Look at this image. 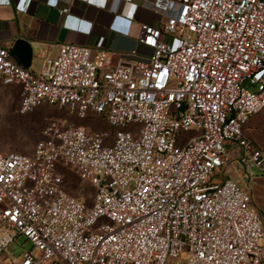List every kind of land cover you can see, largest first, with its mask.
<instances>
[{
    "label": "built area",
    "instance_id": "2783aa9c",
    "mask_svg": "<svg viewBox=\"0 0 264 264\" xmlns=\"http://www.w3.org/2000/svg\"><path fill=\"white\" fill-rule=\"evenodd\" d=\"M178 3L167 14L168 0H149L161 17L140 24L144 58L66 42L33 70L0 41V78L19 84L21 113L57 105L111 127L53 118L32 155L0 150V264H262L251 181L264 149L243 128L264 109V0ZM135 9L112 26L128 32ZM230 163L244 180L216 178ZM57 164L94 186L91 205L63 188ZM15 234L31 246L12 259Z\"/></svg>",
    "mask_w": 264,
    "mask_h": 264
},
{
    "label": "crops",
    "instance_id": "0c3cea01",
    "mask_svg": "<svg viewBox=\"0 0 264 264\" xmlns=\"http://www.w3.org/2000/svg\"><path fill=\"white\" fill-rule=\"evenodd\" d=\"M148 2L149 0H7L0 3V41L10 47L18 37L28 40L33 49L29 65L33 70L41 67L44 58H54L60 46L66 42L91 47L101 43L106 48L123 53L136 49L135 55L125 53V58H144L150 54L151 48L138 39L140 24L156 23L161 17L160 13L149 7ZM160 4L161 0H158V6ZM135 6L128 32L115 29L112 26L114 16L120 14L130 18ZM63 7H68V10L62 11ZM178 7V0H168L167 14H176ZM73 21L88 23L90 30L84 31L71 26L69 22ZM14 85L19 86L17 83ZM229 165L216 178L221 180L229 176L244 180L237 166L233 163ZM251 184L254 185L251 186V203L261 209L264 223V175H255Z\"/></svg>",
    "mask_w": 264,
    "mask_h": 264
},
{
    "label": "rangeland",
    "instance_id": "374dc122",
    "mask_svg": "<svg viewBox=\"0 0 264 264\" xmlns=\"http://www.w3.org/2000/svg\"><path fill=\"white\" fill-rule=\"evenodd\" d=\"M19 101V86L14 84L6 85L0 80V150L32 155L35 143L39 139L46 137L43 132L44 127L53 118H66L70 122L89 128H111L100 116L89 114L85 118H80L75 115H69L57 105H39L31 112L21 113L18 110ZM243 129L245 135L252 138L259 147L264 149V109L252 114ZM188 135L190 133L186 134V136ZM240 150L241 147L235 141L227 145V151L232 157H238ZM229 167L230 165L227 166V169ZM57 169L63 175V188L91 205L95 191L94 186L88 180L81 178L70 167L57 164ZM253 206L256 210L258 209V206L254 203ZM30 246L31 243L24 235L15 234L14 241L8 246L7 251H4V254L8 253L12 259H16L24 248H29ZM184 262V254H181L179 257L168 258L166 264H184Z\"/></svg>",
    "mask_w": 264,
    "mask_h": 264
},
{
    "label": "water",
    "instance_id": "95a60500",
    "mask_svg": "<svg viewBox=\"0 0 264 264\" xmlns=\"http://www.w3.org/2000/svg\"><path fill=\"white\" fill-rule=\"evenodd\" d=\"M11 54L25 66L31 63L33 49L28 40L23 37L16 38L10 46Z\"/></svg>",
    "mask_w": 264,
    "mask_h": 264
}]
</instances>
